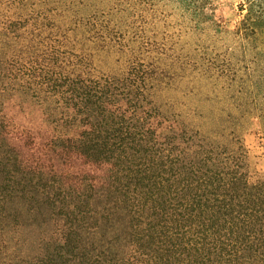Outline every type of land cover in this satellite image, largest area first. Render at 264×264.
Returning a JSON list of instances; mask_svg holds the SVG:
<instances>
[{"label": "trees", "instance_id": "trees-1", "mask_svg": "<svg viewBox=\"0 0 264 264\" xmlns=\"http://www.w3.org/2000/svg\"><path fill=\"white\" fill-rule=\"evenodd\" d=\"M166 1L231 35L204 74L231 110L163 98L153 0H0V264H264V179H248L239 133L264 127V0H238L227 28L214 0ZM102 55L115 70L98 72ZM13 97L38 105L54 148L105 165L99 179L24 164Z\"/></svg>", "mask_w": 264, "mask_h": 264}, {"label": "rangeland", "instance_id": "rangeland-1", "mask_svg": "<svg viewBox=\"0 0 264 264\" xmlns=\"http://www.w3.org/2000/svg\"><path fill=\"white\" fill-rule=\"evenodd\" d=\"M237 3L238 0L213 2V13L224 21L226 28L238 19ZM150 7L155 20L149 28L151 35L162 43L165 63L170 66L163 98L176 110L196 116L231 110L232 106L225 105L230 104L231 97L224 96L219 86L204 76L209 68L228 64L224 54L232 44L231 35L215 34L208 27L203 30L206 22L196 24L180 7L166 0H153ZM95 64L98 72L113 71L118 66L104 55ZM3 111L9 122L10 142L24 164L64 173L87 172L96 179L103 174L105 165L86 162L75 153L52 146L54 131L37 104L20 103L13 97L6 101ZM239 133L247 151L248 179H264V127L249 119Z\"/></svg>", "mask_w": 264, "mask_h": 264}]
</instances>
